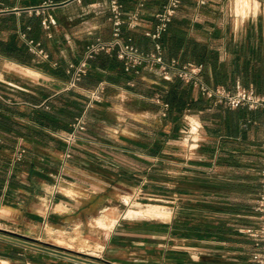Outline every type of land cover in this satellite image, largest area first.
I'll use <instances>...</instances> for the list:
<instances>
[{"label": "crops", "instance_id": "crops-1", "mask_svg": "<svg viewBox=\"0 0 264 264\" xmlns=\"http://www.w3.org/2000/svg\"><path fill=\"white\" fill-rule=\"evenodd\" d=\"M44 1L56 5L42 14L24 10ZM109 1L1 0L7 10L0 13V94L9 103H0V264H71L72 253L37 233L64 228L77 198L104 197L112 182L123 186L132 172L136 185L157 180L164 164L166 259L104 261L255 264L258 248L238 230L258 224L251 205L264 170V112L228 108L147 69L126 73L115 53L95 59L77 86L66 90L69 64L81 59L89 42L111 37ZM118 1L140 19L136 29L123 26L122 38L151 50L144 32L153 31L164 0ZM47 15L56 20L48 30L42 26ZM159 41L165 60L201 65L207 85L231 91L240 83L264 95V0H208L201 6L181 0ZM97 89L102 100L93 102L89 94ZM160 101L169 103L165 117ZM80 117L85 129L67 144ZM18 144L27 155L12 163ZM127 231L139 244L159 232Z\"/></svg>", "mask_w": 264, "mask_h": 264}, {"label": "built area", "instance_id": "built-area-1", "mask_svg": "<svg viewBox=\"0 0 264 264\" xmlns=\"http://www.w3.org/2000/svg\"><path fill=\"white\" fill-rule=\"evenodd\" d=\"M199 6L205 5L208 0H194ZM236 4L240 0H233ZM181 0H164L160 9L155 13L156 24L153 31H146L144 35L150 38L154 47L152 51L141 52L134 44L131 37L122 38L123 26L133 30L139 26V12H125L123 5L118 0L109 1V17L111 24V37L109 39L96 38L86 44L82 57L77 63L69 64L67 72L70 78L65 86L66 90L73 89L81 81L89 67V61L99 53L112 54L122 62L123 70L126 73L139 74L142 69L153 71L159 77L165 80H179L198 89L202 97L213 99L216 103L225 105L228 108L242 107L248 110H261L264 112V95L256 93L253 89L236 83L233 90H226L223 87H211L203 82L201 78L202 66L191 62H181L176 58L165 60L162 55V46L159 42L162 34L167 30L168 24L177 13ZM51 1H44L35 6L26 7L29 13L42 14L48 6H55ZM7 9L2 7L0 0V13ZM56 25L54 17L47 15L42 20V26L48 30L51 26ZM30 44H33L30 41ZM31 51L38 55L45 56L41 49ZM93 102L102 100L100 90H93L89 94ZM9 103L2 94H0V103ZM162 112L161 116L165 117L168 110V104L160 101ZM85 129V121L82 117L76 119L73 124V130L65 138L67 144H71L78 137V132ZM183 131V130H182ZM27 155V151L21 145H16L12 154V163L22 161ZM70 156L67 150L65 158ZM251 210L255 213L258 224L255 227L240 228L238 232L241 235L251 239L258 248L255 264H264V170L261 175L260 191L251 205ZM86 255V254H83ZM87 256V255H86ZM90 259H79L76 256L69 257L71 264H109L94 256Z\"/></svg>", "mask_w": 264, "mask_h": 264}, {"label": "rangeland", "instance_id": "rangeland-1", "mask_svg": "<svg viewBox=\"0 0 264 264\" xmlns=\"http://www.w3.org/2000/svg\"><path fill=\"white\" fill-rule=\"evenodd\" d=\"M165 170L164 164L160 168L157 180L153 179L150 182L147 178L141 186L136 185L132 172L128 174L131 178H126L129 182L123 181L125 186L112 182L104 197L98 193L93 194L94 198L92 199L77 198L78 203L76 205L73 203V206H76L75 212L66 216L64 228L54 231L47 227L38 232L37 237L66 249V252L72 253L79 259H90L91 256L100 260L166 259L167 237L165 231L167 223L170 222L168 220L170 215L165 219L126 215L129 208L137 203L168 205ZM146 185L157 186L159 190L151 192ZM133 188H136V191ZM83 189L87 188L83 186ZM63 209L62 206H58V211H63ZM177 219L180 217H176ZM134 228L148 231L152 229L159 232L155 233L157 238H149L148 242L141 240L143 244H139L132 242L135 240L134 234L127 231V229ZM142 234L144 239L150 235L144 232Z\"/></svg>", "mask_w": 264, "mask_h": 264}, {"label": "bare ground", "instance_id": "bare-ground-1", "mask_svg": "<svg viewBox=\"0 0 264 264\" xmlns=\"http://www.w3.org/2000/svg\"><path fill=\"white\" fill-rule=\"evenodd\" d=\"M126 215L130 217L149 216L165 219L170 215V211L166 206L162 205L137 203L129 208Z\"/></svg>", "mask_w": 264, "mask_h": 264}, {"label": "trees", "instance_id": "trees-1", "mask_svg": "<svg viewBox=\"0 0 264 264\" xmlns=\"http://www.w3.org/2000/svg\"><path fill=\"white\" fill-rule=\"evenodd\" d=\"M169 25V24H168ZM160 42V41H159ZM161 44V43H160ZM161 46H162V44H161ZM153 47H154V43H153ZM140 50V49H139ZM153 50V48L151 49V50H147V51H145V50H140L141 52H144V53H146V52H149V51H152ZM162 50H163V46H162ZM113 54V53H112ZM108 55V54H104V53H99V54H97L96 56H94V58L93 59H91L90 61H89V65H91V63L95 60V59H97V58H107V56H113L114 57V54L113 55ZM163 55V54H162ZM116 58V57H115ZM118 60V59H117ZM120 61V60H119ZM121 62V61H120ZM122 63V62H121ZM123 67V66H122ZM124 71V70H123ZM83 78V77H82ZM82 80V79H81ZM174 81H179V80H174ZM164 102H166L167 104H168V107H169V103L167 102V101H164Z\"/></svg>", "mask_w": 264, "mask_h": 264}, {"label": "water", "instance_id": "water-1", "mask_svg": "<svg viewBox=\"0 0 264 264\" xmlns=\"http://www.w3.org/2000/svg\"><path fill=\"white\" fill-rule=\"evenodd\" d=\"M131 206V205H130ZM58 248H60V247H58Z\"/></svg>", "mask_w": 264, "mask_h": 264}]
</instances>
